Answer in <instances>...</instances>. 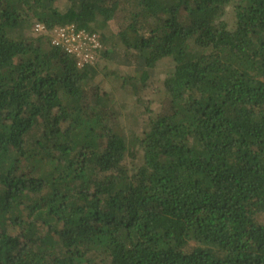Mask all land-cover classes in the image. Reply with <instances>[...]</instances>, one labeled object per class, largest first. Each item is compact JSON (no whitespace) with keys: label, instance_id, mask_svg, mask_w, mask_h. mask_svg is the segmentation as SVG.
Returning <instances> with one entry per match:
<instances>
[{"label":"trees","instance_id":"1","mask_svg":"<svg viewBox=\"0 0 264 264\" xmlns=\"http://www.w3.org/2000/svg\"><path fill=\"white\" fill-rule=\"evenodd\" d=\"M0 264H264V0H0Z\"/></svg>","mask_w":264,"mask_h":264},{"label":"built area","instance_id":"2","mask_svg":"<svg viewBox=\"0 0 264 264\" xmlns=\"http://www.w3.org/2000/svg\"><path fill=\"white\" fill-rule=\"evenodd\" d=\"M34 31L37 35L49 36L52 45L75 56L80 68L100 59L103 44L98 32L80 28L75 23L48 27L47 24L41 22L35 23Z\"/></svg>","mask_w":264,"mask_h":264},{"label":"rangeland","instance_id":"3","mask_svg":"<svg viewBox=\"0 0 264 264\" xmlns=\"http://www.w3.org/2000/svg\"><path fill=\"white\" fill-rule=\"evenodd\" d=\"M120 17H117L113 22L111 23V26L108 27L107 30L116 33L118 31V19ZM172 64V60L169 58H165L162 61L159 62L157 68L155 69L154 72V80L157 81V84H161V80L165 75H167L170 71V67ZM118 66V65H117ZM117 66H110L109 71L111 70L112 74L114 75L113 79L116 80L117 84H121L123 82L124 76L127 72H129L130 68L127 66H120L117 68ZM115 69H117V72H115ZM115 73L117 75L115 76ZM97 78H102L101 76H98ZM120 93V92H119ZM165 94L163 93H157V94H152L148 98V102L151 104V108L155 111H159L162 107V103L164 101ZM114 101L117 104V97L116 95L114 96Z\"/></svg>","mask_w":264,"mask_h":264}]
</instances>
